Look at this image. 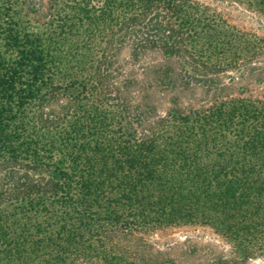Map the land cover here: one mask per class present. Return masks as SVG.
I'll return each instance as SVG.
<instances>
[{
    "label": "trees",
    "instance_id": "obj_1",
    "mask_svg": "<svg viewBox=\"0 0 264 264\" xmlns=\"http://www.w3.org/2000/svg\"><path fill=\"white\" fill-rule=\"evenodd\" d=\"M50 2L0 0V264H160L129 238L198 224L264 257V94L238 87L264 82V36L196 0ZM125 48L162 61L164 115L117 82Z\"/></svg>",
    "mask_w": 264,
    "mask_h": 264
},
{
    "label": "rangeland",
    "instance_id": "obj_2",
    "mask_svg": "<svg viewBox=\"0 0 264 264\" xmlns=\"http://www.w3.org/2000/svg\"><path fill=\"white\" fill-rule=\"evenodd\" d=\"M51 0H33L37 20H45L50 14ZM201 4L211 7L226 18L230 23L243 31L264 36V16L252 11L247 5L236 0H196ZM47 19V18H46ZM117 52V51H116ZM128 48L118 52L113 68L117 82L122 85L130 81L128 87L130 93L139 95L142 100V111L156 108L159 114L164 115L171 106L172 94L165 92L163 88L151 86L154 75L148 70V65L158 61L155 54L147 53L140 61H134ZM229 76L225 78L228 84ZM127 80V81H126ZM120 84V85H121ZM125 86V85H124ZM248 87L249 94L261 96L264 94V82L249 83L245 81L238 87ZM233 93V92H232ZM202 90L188 91L183 94V103L186 107L199 106L205 100ZM207 102V101H206ZM205 103V102H204ZM207 104V103H205ZM131 108L133 106L130 104ZM142 113V114H144ZM3 180L0 179V186ZM2 187H0L1 189ZM130 252L138 253L139 257L150 258L160 264L166 260H172L175 264H264V257L240 260L233 247L213 229L204 225H189L164 228L147 234H138L129 238ZM137 256V255H135ZM87 264V263H80ZM89 264V263H88Z\"/></svg>",
    "mask_w": 264,
    "mask_h": 264
}]
</instances>
